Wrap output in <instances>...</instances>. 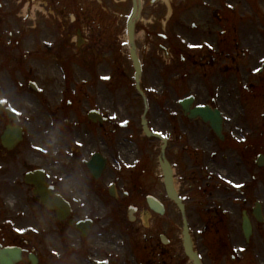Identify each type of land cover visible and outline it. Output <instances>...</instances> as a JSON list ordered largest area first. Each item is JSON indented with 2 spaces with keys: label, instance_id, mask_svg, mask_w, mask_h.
<instances>
[{
  "label": "flooded vegetation",
  "instance_id": "flooded-vegetation-1",
  "mask_svg": "<svg viewBox=\"0 0 264 264\" xmlns=\"http://www.w3.org/2000/svg\"><path fill=\"white\" fill-rule=\"evenodd\" d=\"M17 11L14 5L8 12ZM228 13L217 15L235 24L236 11ZM182 52L183 61L197 62L195 52ZM253 78L249 72L239 83L242 115L224 121L223 140L207 120H192L179 106L188 125H180L173 147L187 170L183 180L188 172L202 179V201L192 213L202 221L203 264H264V116L258 121L252 109ZM33 81L1 83L0 76V264H194L172 239L148 236L151 164L135 117L114 115L113 103L102 107L93 83L56 89ZM199 89L195 105L219 108L207 102L204 80ZM171 120L177 128L180 120L173 114ZM37 179L48 200L69 204L66 220L43 204ZM157 226L149 230L157 233Z\"/></svg>",
  "mask_w": 264,
  "mask_h": 264
},
{
  "label": "rangeland",
  "instance_id": "rangeland-1",
  "mask_svg": "<svg viewBox=\"0 0 264 264\" xmlns=\"http://www.w3.org/2000/svg\"><path fill=\"white\" fill-rule=\"evenodd\" d=\"M143 1L136 40L144 68L142 85L149 103L147 118L152 131L169 137L167 158L176 171V187L188 203L187 217L195 246L203 251L202 221L192 213L202 201L197 195L202 179L199 176L200 182H195L188 172L183 180L187 170L184 163L180 166L176 162L173 147V140L182 133L180 125H188L178 101L190 95L198 97L204 80L207 102L216 100L227 122L242 115L238 108V91L242 90L239 83L249 72L256 75L255 69L264 65V0ZM225 3L247 15L241 17L245 22L241 28L236 27L237 31L233 26L242 23L231 26L213 18L214 11H223ZM0 4V71L6 69L1 83H9L8 73L19 83L30 79L56 89L65 85L67 76H71L72 85L93 83L100 89L102 107L113 103L114 115L130 114L136 119L132 120L133 127L141 130L145 104L135 89L134 68L125 39L131 0H0ZM13 4L18 11L11 17L8 11ZM224 25L228 29L223 32ZM183 41L187 48L194 49L196 63L181 59ZM253 82L258 90L252 109L258 114V121H263L264 72L262 76L257 74ZM242 106L248 113L245 102ZM172 114L177 122L180 120L177 128L171 122ZM146 143L151 164L147 192L163 201L167 209L164 216L146 210L149 224L158 223L157 233L147 230L148 236L169 234L176 250L182 245L183 221L164 189L158 162L161 142L147 138Z\"/></svg>",
  "mask_w": 264,
  "mask_h": 264
},
{
  "label": "water",
  "instance_id": "water-1",
  "mask_svg": "<svg viewBox=\"0 0 264 264\" xmlns=\"http://www.w3.org/2000/svg\"><path fill=\"white\" fill-rule=\"evenodd\" d=\"M133 1V9H132V14L129 18L128 21V34H129V41L131 44V58L133 60L134 63V67H135V80H136V87L138 89V91L143 95V91L141 90L140 87V81H141V74H142V66H141V62L137 53V46L135 44V25H136V21L141 13L142 10V6H141V0H132ZM192 99H187L184 101H181V105L183 106V109L185 111V113H188V107L191 103ZM193 116H196L198 114L204 116V118L207 116L208 118H212L214 117L212 120V123H215L216 125H218V121H221V113L219 111H215L213 112L211 109L207 108L204 109L202 107L194 110L193 112ZM143 122V126H144V130L146 131V133L148 135H154V136H159L157 134H152L147 126V120L145 119V117L142 120ZM217 130H221L220 127H217ZM164 143H166V140L164 139ZM163 152L165 150V145L162 148ZM163 170H164V174H165V183H166V188H167V192L168 195L171 199H173L178 206L180 207V209L182 210V212H184V206L182 204V200L181 198L178 196L174 184H173V171L169 165V163L167 162L166 159H164V164H163ZM58 205V206H57ZM56 206L61 210L59 204H57ZM184 235H185V245H186V249H187V253L188 255L196 260V255L193 253V250L191 248V241L189 238V230H188V226H187V221L185 220V227H184Z\"/></svg>",
  "mask_w": 264,
  "mask_h": 264
},
{
  "label": "bare ground",
  "instance_id": "bare-ground-1",
  "mask_svg": "<svg viewBox=\"0 0 264 264\" xmlns=\"http://www.w3.org/2000/svg\"><path fill=\"white\" fill-rule=\"evenodd\" d=\"M125 39H126V45L128 46V48H129V41H128V36H127V32L125 33ZM159 200V199H158ZM160 201V200H159ZM162 202V201H161Z\"/></svg>",
  "mask_w": 264,
  "mask_h": 264
},
{
  "label": "snow or ice",
  "instance_id": "snow-or-ice-1",
  "mask_svg": "<svg viewBox=\"0 0 264 264\" xmlns=\"http://www.w3.org/2000/svg\"><path fill=\"white\" fill-rule=\"evenodd\" d=\"M5 103H6V101H5ZM13 111H15V109H13ZM126 123V122H125Z\"/></svg>",
  "mask_w": 264,
  "mask_h": 264
}]
</instances>
